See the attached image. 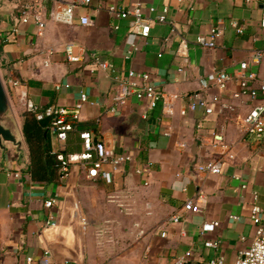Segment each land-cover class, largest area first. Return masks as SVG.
Listing matches in <instances>:
<instances>
[{
  "label": "crops",
  "instance_id": "crops-1",
  "mask_svg": "<svg viewBox=\"0 0 264 264\" xmlns=\"http://www.w3.org/2000/svg\"><path fill=\"white\" fill-rule=\"evenodd\" d=\"M20 1L0 0V72L6 81L22 82L9 85L20 126L27 108H72L86 92L89 102L80 121L93 124L84 128L116 153H130L134 159L117 167L106 163L111 182L90 178L82 162L72 164L59 182H45L33 180L27 171V145L26 164L10 148L0 163V264H29V256L31 264H40L46 252L55 264H173L188 250L197 262L223 256L226 264H235L255 234L253 207L264 208V137L246 136L241 124L259 100L234 98L236 81L220 91L214 76L234 70L255 49H264V0H92L77 7L73 24L50 20L44 36L38 35L34 20L21 21ZM69 1L50 0L47 13ZM137 3L150 17L168 7V21L153 23L144 37L133 31L132 17L115 18L108 10L110 5L128 9ZM81 15H89L92 22L81 25ZM215 25L223 31L217 46L197 45V36L209 34ZM181 37L189 42L188 57L177 54ZM67 42L78 44L81 62L68 61ZM133 44L137 49L128 58ZM48 50L53 51L45 66ZM93 54L112 62L121 79L130 70L148 72L150 82L166 93L220 96L230 107L218 103L212 114L197 109L183 116L180 111L188 102L181 97H176L173 113L161 104L150 109L146 101L131 97L112 112L119 81L105 71H93ZM257 70L264 79V60ZM28 80L39 85H26ZM217 129L224 131L225 142L212 146ZM51 145L54 151L83 150L75 133L69 142L52 133ZM218 160L219 174L203 170ZM200 193L203 199H198ZM50 199L56 201L47 207ZM190 199L199 211L185 209ZM174 215L181 221L173 222ZM212 221L218 225L206 224ZM162 230L166 236L159 234ZM206 241H219V246L208 247Z\"/></svg>",
  "mask_w": 264,
  "mask_h": 264
},
{
  "label": "built area",
  "instance_id": "built-area-1",
  "mask_svg": "<svg viewBox=\"0 0 264 264\" xmlns=\"http://www.w3.org/2000/svg\"><path fill=\"white\" fill-rule=\"evenodd\" d=\"M49 1L50 0H21L19 4L21 21L27 23L34 20L38 25L39 36H44L50 20L62 24H73L77 19V7L81 4L88 5L92 0H70L67 3L60 2L55 8L51 9L48 14L47 4ZM108 10L115 18L125 19L132 17L133 31L144 37L150 35L153 23H164L168 21V7H164L162 11L154 17L146 15L144 7L140 3L128 9H123L117 5H110L108 6ZM149 10L153 12L156 8L155 6H150ZM78 20L79 23L84 26L92 22L89 15H81ZM232 26L240 33L243 31L236 21L232 22ZM261 26L264 28V7L261 13ZM118 27V25H115V28ZM222 33V28L219 25H215L209 34L198 35L196 43L204 48H215ZM77 47L78 44L75 42H67L65 44L64 50L68 61L81 62L83 60V57L76 51ZM136 49L137 46L133 44L132 48L127 53V57L129 58ZM189 50L190 46L188 40L185 37H181L177 54L182 57H188ZM52 51L53 50L46 51L43 62L45 66H49L50 64ZM263 60L264 49L258 48L253 51L249 60L241 62L234 70H220L214 76V83L220 91L226 90L232 81H236L239 85V90L234 92V98L248 96L259 100V103L254 105L243 117L241 123L244 134L251 138L253 137L255 140H261L264 137V79L261 78L257 70V67L262 64ZM92 66L93 71H105L119 81V91L113 96L114 104L111 107L112 112H117L119 107L127 103L131 97L146 101L150 109H154L161 104L166 113L174 112V101L176 97H181V99H185L188 102L187 108H183L180 111V114L183 116L187 115L190 110L194 111L197 109H202L206 115L212 114L218 103L221 104L223 108L230 107L226 102H221L220 96L207 98L206 96H202L199 92L179 95L166 93L150 82L151 75L148 72L130 70L127 77L121 79L116 66L98 54L92 55ZM7 83L12 86L20 85V82L15 79H10ZM87 102H89L87 93L81 92L79 100L74 107H49L46 110L47 114H53L55 116L51 126V132L57 136L59 140L66 141L67 132L74 129L75 124L80 121L82 109ZM80 136L83 140V150L81 152L70 153L68 155L59 154L58 156L62 161L64 176L68 174L72 164L82 162L90 178L102 177L108 182H111V173L104 170V165L106 163H111L114 167H117L121 164L131 162L134 159L133 155L130 153L118 154L113 149L108 148L102 140L96 138L92 131H82ZM224 142V131L222 129L214 130L212 132V146H217ZM221 169L222 164L219 160L208 162L203 166V170L210 174H219ZM236 179L241 180V177L236 176ZM242 187L245 188L247 186L242 182ZM204 197L203 193L198 195V199H203ZM55 201V199L46 201V206L51 207ZM184 207L186 210L194 212L200 210L199 204L193 199L188 200ZM232 217L238 218L235 215H232ZM251 217L256 227L253 240L250 246L239 253L235 264H264V208L254 206ZM171 220L173 222H180L181 216L174 215L171 217ZM48 223L55 225V222ZM206 224L217 226L218 222L212 221ZM159 234L161 236H166V231L162 230ZM243 238L245 239V237ZM205 245L217 248L219 246V241H206ZM27 260L28 263L31 264L33 262L32 256H29ZM189 261H195L194 254L191 250L176 257L173 264H185ZM40 264L55 263L50 258L49 252H46L41 258ZM64 264L71 263L65 262ZM207 264H226V261L223 256H219L210 260Z\"/></svg>",
  "mask_w": 264,
  "mask_h": 264
},
{
  "label": "trees",
  "instance_id": "trees-1",
  "mask_svg": "<svg viewBox=\"0 0 264 264\" xmlns=\"http://www.w3.org/2000/svg\"><path fill=\"white\" fill-rule=\"evenodd\" d=\"M25 84L39 85V82L28 80L25 81ZM48 108H27L23 114L22 132L28 147L30 159L27 171L35 181L59 182L64 176V171L62 169V161L58 156L59 154L68 155L73 152L69 148L62 151L53 150L51 145V126L55 116L46 113ZM92 124L81 121L77 122L75 128L67 132L66 141L69 142V138L73 133L77 134L82 140L80 133L87 130L84 128L85 126Z\"/></svg>",
  "mask_w": 264,
  "mask_h": 264
},
{
  "label": "water",
  "instance_id": "water-1",
  "mask_svg": "<svg viewBox=\"0 0 264 264\" xmlns=\"http://www.w3.org/2000/svg\"><path fill=\"white\" fill-rule=\"evenodd\" d=\"M10 148H14L19 154V162L26 164L28 152L22 127L14 113L8 91L0 74V163L2 165ZM185 264L207 263L189 261Z\"/></svg>",
  "mask_w": 264,
  "mask_h": 264
},
{
  "label": "rangeland",
  "instance_id": "rangeland-1",
  "mask_svg": "<svg viewBox=\"0 0 264 264\" xmlns=\"http://www.w3.org/2000/svg\"><path fill=\"white\" fill-rule=\"evenodd\" d=\"M0 74H1V72H0ZM1 76H2V79H3V81H4V84H5V86H6V89H7V91H8V94L10 93V88H9V85H8V83H7V81L5 80V78H3V75L1 74ZM120 207V206H119ZM122 207H120V209H121Z\"/></svg>",
  "mask_w": 264,
  "mask_h": 264
}]
</instances>
